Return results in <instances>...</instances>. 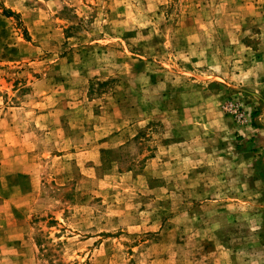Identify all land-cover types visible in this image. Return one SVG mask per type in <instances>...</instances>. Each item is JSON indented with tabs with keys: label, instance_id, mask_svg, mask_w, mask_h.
<instances>
[{
	"label": "rangeland",
	"instance_id": "obj_1",
	"mask_svg": "<svg viewBox=\"0 0 264 264\" xmlns=\"http://www.w3.org/2000/svg\"><path fill=\"white\" fill-rule=\"evenodd\" d=\"M0 197V264H264V0H0Z\"/></svg>",
	"mask_w": 264,
	"mask_h": 264
},
{
	"label": "crops",
	"instance_id": "obj_2",
	"mask_svg": "<svg viewBox=\"0 0 264 264\" xmlns=\"http://www.w3.org/2000/svg\"><path fill=\"white\" fill-rule=\"evenodd\" d=\"M13 166H17L16 161H13ZM0 227L2 229L8 228V230L12 229L11 233L19 232L21 228L17 226V222L14 219L13 216V210L16 208V205H13V202L11 201V198H8V200H5L2 197H0ZM21 225V223L19 224ZM8 238V239H7ZM25 235L20 234L19 236L16 235H11L7 236L4 241H2L0 249H1V254L4 253L6 248H9L8 246H14L17 245V242L15 243L14 241H24ZM17 256V255H16Z\"/></svg>",
	"mask_w": 264,
	"mask_h": 264
},
{
	"label": "trees",
	"instance_id": "obj_3",
	"mask_svg": "<svg viewBox=\"0 0 264 264\" xmlns=\"http://www.w3.org/2000/svg\"><path fill=\"white\" fill-rule=\"evenodd\" d=\"M251 141H252V142H254L255 140H253V139H252ZM250 150H251V151H254V149H253V148H250Z\"/></svg>",
	"mask_w": 264,
	"mask_h": 264
},
{
	"label": "built area",
	"instance_id": "obj_4",
	"mask_svg": "<svg viewBox=\"0 0 264 264\" xmlns=\"http://www.w3.org/2000/svg\"><path fill=\"white\" fill-rule=\"evenodd\" d=\"M231 111V110H230Z\"/></svg>",
	"mask_w": 264,
	"mask_h": 264
}]
</instances>
